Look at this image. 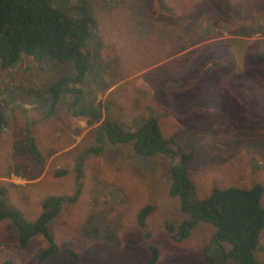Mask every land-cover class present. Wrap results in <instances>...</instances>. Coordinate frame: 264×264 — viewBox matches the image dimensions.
<instances>
[{
	"label": "rangeland",
	"instance_id": "obj_1",
	"mask_svg": "<svg viewBox=\"0 0 264 264\" xmlns=\"http://www.w3.org/2000/svg\"><path fill=\"white\" fill-rule=\"evenodd\" d=\"M79 1L54 5L77 16ZM87 5L98 44L87 45L85 79L68 86L79 88L87 105L99 104V121L88 124L71 115L70 105L81 107V97L70 91L60 93L52 116L46 114L49 86L74 74L72 62L37 48L8 68L0 65V108L7 118L0 132V188L8 204L31 221L45 198L80 190L50 222L58 251L40 264H141L151 255L150 244L159 250L154 264H237L224 257L230 245L214 241L210 223L198 222L187 238L179 236L187 214L170 194V165L179 160L178 149L190 152L194 197L260 184L264 207V0H87ZM104 117L127 130L154 117L177 152L141 155L130 143L105 141L101 152L79 163ZM146 205L152 210L141 227L138 213ZM47 245L35 235L20 246L16 227L0 220V264H38ZM254 256L264 264V228Z\"/></svg>",
	"mask_w": 264,
	"mask_h": 264
},
{
	"label": "trees",
	"instance_id": "obj_2",
	"mask_svg": "<svg viewBox=\"0 0 264 264\" xmlns=\"http://www.w3.org/2000/svg\"><path fill=\"white\" fill-rule=\"evenodd\" d=\"M56 0H0V65L8 68L14 65L22 54H34L37 48L46 52L57 61L72 62L75 72L72 76L58 78L49 86L51 94L48 116H52L59 95L70 91L81 97V107H69L73 116H83L88 124L101 119V107L87 105L82 92L70 83L79 84L87 76L90 68V54L87 45L95 41L92 38L96 32V20L89 13L87 0H80L77 6V16H72L65 10L54 5ZM92 38V39H91ZM260 61H264L261 54ZM53 98V101L51 99ZM7 118L0 108V132L6 126ZM94 144L78 157L82 158L91 153L101 152L102 144L108 141L112 144L130 143L137 154L153 156L162 154L173 156L176 150L171 145L172 138L163 136L156 118L151 117L133 130L125 129L117 120L109 117L99 123L94 129ZM25 141L33 156H37L36 144L32 137L26 135ZM181 152L178 161L170 165L171 185L170 194L176 196L181 210L187 214L178 225L181 238H187L192 228L198 222H207L215 227L213 239L217 243H227L230 249L224 252V257L231 258L237 264H262L255 256L259 235L264 228V207L260 204L263 187L255 184L251 188L227 187L213 189L205 198H196L194 182L188 176L187 164L192 153ZM77 161L75 163H77ZM77 179L82 177L80 165H75ZM59 175L64 174L58 170ZM79 187L71 196L52 195L42 202L40 214L34 220H27L23 213L11 207L6 199V192L0 188V220L8 219L17 229L18 242L22 247L27 246L35 235L45 238L48 245L38 254L40 264L58 251V247L49 231V224L58 215L62 207L76 200ZM194 197V198H192ZM152 210L151 205L142 207L138 213V223L145 226L147 216ZM150 257L141 264H154L159 255L155 245H149ZM67 253L76 256L70 249ZM8 264V263H5Z\"/></svg>",
	"mask_w": 264,
	"mask_h": 264
},
{
	"label": "crops",
	"instance_id": "obj_3",
	"mask_svg": "<svg viewBox=\"0 0 264 264\" xmlns=\"http://www.w3.org/2000/svg\"><path fill=\"white\" fill-rule=\"evenodd\" d=\"M68 111H69V110H68ZM71 115H72V114H71ZM101 121H102V120H101ZM101 121H100V122H101ZM98 125H99V124H98Z\"/></svg>",
	"mask_w": 264,
	"mask_h": 264
}]
</instances>
